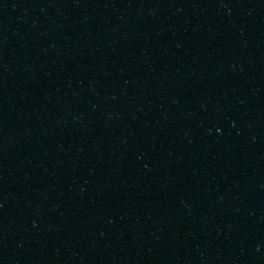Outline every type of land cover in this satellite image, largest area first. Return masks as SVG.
<instances>
[{"label":"water","instance_id":"95a60500","mask_svg":"<svg viewBox=\"0 0 264 264\" xmlns=\"http://www.w3.org/2000/svg\"><path fill=\"white\" fill-rule=\"evenodd\" d=\"M0 264H264V0H0Z\"/></svg>","mask_w":264,"mask_h":264}]
</instances>
